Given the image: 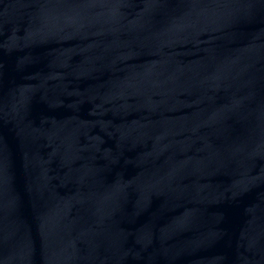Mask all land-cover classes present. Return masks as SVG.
I'll return each instance as SVG.
<instances>
[{"label":"water","instance_id":"1","mask_svg":"<svg viewBox=\"0 0 264 264\" xmlns=\"http://www.w3.org/2000/svg\"><path fill=\"white\" fill-rule=\"evenodd\" d=\"M0 264H264V0H0Z\"/></svg>","mask_w":264,"mask_h":264}]
</instances>
